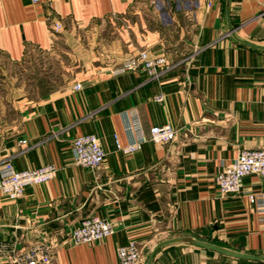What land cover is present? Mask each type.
I'll return each mask as SVG.
<instances>
[{
	"label": "crops",
	"instance_id": "1",
	"mask_svg": "<svg viewBox=\"0 0 264 264\" xmlns=\"http://www.w3.org/2000/svg\"><path fill=\"white\" fill-rule=\"evenodd\" d=\"M211 1L0 0V60L20 63L31 50L64 45L74 66L61 88L34 97L21 81L13 97H0V167L7 158L18 170L58 167L20 198L0 193V264L43 242L53 247L50 264H119L118 248L130 241L145 262L158 242L177 236L264 255L263 214L248 193L224 195L215 179L241 150L264 147V0H230L229 12L228 0ZM49 19L63 23L55 35ZM141 50L183 61L158 77L117 71ZM135 117L145 140L125 153L116 141L137 138ZM166 124L177 139L153 141L151 127ZM86 133L107 154L97 170L74 160L73 140ZM244 182L264 193V176ZM90 215L113 221L115 233L73 243ZM153 264L264 260L173 242Z\"/></svg>",
	"mask_w": 264,
	"mask_h": 264
},
{
	"label": "built area",
	"instance_id": "2",
	"mask_svg": "<svg viewBox=\"0 0 264 264\" xmlns=\"http://www.w3.org/2000/svg\"><path fill=\"white\" fill-rule=\"evenodd\" d=\"M194 2L196 4L198 0H194ZM206 5L210 7L212 1L207 0ZM48 25L54 35L63 28V23L59 20L49 19ZM182 61L171 63L164 55L152 56L147 50H141L138 54L125 59L117 71L124 72L143 68L150 77H158L163 71ZM76 87L80 88L81 85L77 83ZM131 128L137 134L136 139L127 145H122L118 139L116 141L118 150L125 153L138 150L145 140L138 118H134ZM150 133L153 141L170 143L177 139L178 129L170 124L155 125L151 127ZM73 150L75 162L92 170L101 167L107 155L99 137L90 133L76 137L73 140ZM57 172L58 167L52 163L38 168L18 170L12 160L7 158L0 167V193L13 199L20 198L27 186L47 182L54 178ZM252 173L264 176V147L241 150L232 163L225 165L217 173L215 179L220 192L224 195L248 193L264 217V193H255L245 188L244 178ZM115 231L116 227L113 221L101 216L90 215L83 218L81 224L72 231L70 240L75 244L88 243L101 240L114 234ZM2 251L0 244V252ZM52 254L53 247L51 245L44 242L35 243L22 251L15 252L12 260L14 264H50ZM118 257L119 264L144 263L143 250L135 241L121 245L118 248Z\"/></svg>",
	"mask_w": 264,
	"mask_h": 264
},
{
	"label": "rangeland",
	"instance_id": "3",
	"mask_svg": "<svg viewBox=\"0 0 264 264\" xmlns=\"http://www.w3.org/2000/svg\"><path fill=\"white\" fill-rule=\"evenodd\" d=\"M63 49L65 51L64 45L56 46L53 54L31 50L20 63L0 60V97H13L15 88H22L19 85L21 81L34 97L65 85L72 76L74 66L64 57L67 54H62Z\"/></svg>",
	"mask_w": 264,
	"mask_h": 264
},
{
	"label": "water",
	"instance_id": "4",
	"mask_svg": "<svg viewBox=\"0 0 264 264\" xmlns=\"http://www.w3.org/2000/svg\"><path fill=\"white\" fill-rule=\"evenodd\" d=\"M229 6H230V0H228L227 12H229ZM230 32H231V34L234 35L232 27H230ZM237 39L239 41H241L242 43L254 46L253 44L249 43L248 41H245V40H242V39H239V38H237ZM173 242H186V243H190V244H194V245H198V246H202V247H206V248H213V249L222 251L224 253L236 256V257H244V258H252V259L264 260V255H252V254H248V253H243V252H240V251H237V250H234V249L223 247V246L215 244V243L201 241V240L195 239V238L190 237V236H177V237H170V238H167V239H164V240L158 242L151 249V251H150V253H149V255H148L147 259H146L145 264H153L156 252L161 247H163L164 245H167V244L173 243Z\"/></svg>",
	"mask_w": 264,
	"mask_h": 264
}]
</instances>
